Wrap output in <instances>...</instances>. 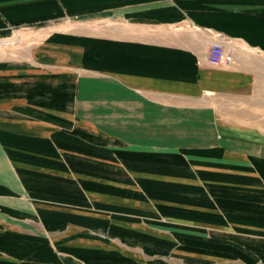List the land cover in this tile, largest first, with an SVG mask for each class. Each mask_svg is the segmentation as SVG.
<instances>
[{
	"label": "crops",
	"instance_id": "obj_1",
	"mask_svg": "<svg viewBox=\"0 0 264 264\" xmlns=\"http://www.w3.org/2000/svg\"><path fill=\"white\" fill-rule=\"evenodd\" d=\"M16 28L0 264L264 263V0H0Z\"/></svg>",
	"mask_w": 264,
	"mask_h": 264
},
{
	"label": "rangeland",
	"instance_id": "obj_2",
	"mask_svg": "<svg viewBox=\"0 0 264 264\" xmlns=\"http://www.w3.org/2000/svg\"><path fill=\"white\" fill-rule=\"evenodd\" d=\"M7 38L0 37V57L8 58L12 56L19 55L20 47H24L28 45L29 39V31L27 30H17L14 29V32ZM258 92H256V119L255 123L258 129L262 130V136H264V76L258 79ZM264 154V150L262 151ZM264 169H262L263 171ZM243 264V263H240ZM247 264V263H246ZM256 264H264L263 262H257Z\"/></svg>",
	"mask_w": 264,
	"mask_h": 264
},
{
	"label": "built area",
	"instance_id": "obj_3",
	"mask_svg": "<svg viewBox=\"0 0 264 264\" xmlns=\"http://www.w3.org/2000/svg\"><path fill=\"white\" fill-rule=\"evenodd\" d=\"M233 53L223 43H216L208 54V60L214 66H231L235 62Z\"/></svg>",
	"mask_w": 264,
	"mask_h": 264
}]
</instances>
